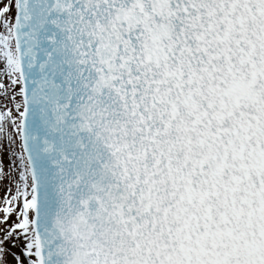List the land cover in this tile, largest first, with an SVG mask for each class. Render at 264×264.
I'll list each match as a JSON object with an SVG mask.
<instances>
[{"label": "snow or ice", "instance_id": "snow-or-ice-1", "mask_svg": "<svg viewBox=\"0 0 264 264\" xmlns=\"http://www.w3.org/2000/svg\"><path fill=\"white\" fill-rule=\"evenodd\" d=\"M0 187V264H264V0H0Z\"/></svg>", "mask_w": 264, "mask_h": 264}, {"label": "rangeland", "instance_id": "rangeland-1", "mask_svg": "<svg viewBox=\"0 0 264 264\" xmlns=\"http://www.w3.org/2000/svg\"><path fill=\"white\" fill-rule=\"evenodd\" d=\"M2 195H3V189H2V187H0V196H2ZM13 251H17L18 252L19 249L18 248H15V249H13ZM8 260H9L10 264H14V261L12 260V257L11 256L8 257Z\"/></svg>", "mask_w": 264, "mask_h": 264}]
</instances>
